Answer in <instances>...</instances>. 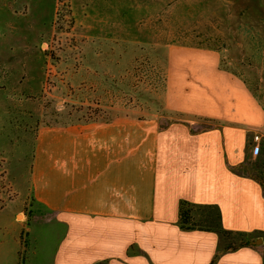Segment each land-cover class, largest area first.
Segmentation results:
<instances>
[{"label":"crops","instance_id":"1","mask_svg":"<svg viewBox=\"0 0 264 264\" xmlns=\"http://www.w3.org/2000/svg\"><path fill=\"white\" fill-rule=\"evenodd\" d=\"M217 1L234 5V15L260 9L264 28V0ZM221 39L169 48L172 115L159 127L125 117L37 127L28 182L46 210L38 219L53 227H30L34 245L24 264H43L39 248L59 229L50 264H264V247L254 242L264 240V184L249 171L264 143V62L258 71L238 61L244 49ZM250 44L260 51L264 37ZM20 198L16 220L26 218L28 196ZM182 199L196 205L195 220L197 210L204 221L216 206L226 229L254 239L225 250L217 231L182 229ZM22 230L10 233L15 245L0 249V264L7 252L22 264Z\"/></svg>","mask_w":264,"mask_h":264},{"label":"rangeland","instance_id":"2","mask_svg":"<svg viewBox=\"0 0 264 264\" xmlns=\"http://www.w3.org/2000/svg\"><path fill=\"white\" fill-rule=\"evenodd\" d=\"M234 14V5L217 0H0L2 251L14 248L13 231L23 229L20 263H27L30 227H53L38 219L46 210L28 182L37 127L81 128L118 117L155 119L161 126L172 115L167 56L178 41H236L244 49L238 61L260 71L264 44L254 51L250 42L264 37L263 13ZM254 155L249 171L264 183V143ZM26 195V218L16 220L14 206ZM196 213L198 226L209 224L204 211ZM60 235L59 229L48 237L36 263L50 264ZM11 258L7 252L2 264Z\"/></svg>","mask_w":264,"mask_h":264},{"label":"trees","instance_id":"3","mask_svg":"<svg viewBox=\"0 0 264 264\" xmlns=\"http://www.w3.org/2000/svg\"><path fill=\"white\" fill-rule=\"evenodd\" d=\"M195 208L196 205L187 200L182 199L180 201L179 224L182 229L200 228L217 231L220 235H222V238H224L225 250H235L241 246L250 244L254 239V235L251 233L242 231L235 232L233 230L226 229L222 224L221 212L216 206H209V208L213 209L215 213L212 215L210 214L204 220L210 223V225L207 227L198 226L194 217Z\"/></svg>","mask_w":264,"mask_h":264},{"label":"water","instance_id":"4","mask_svg":"<svg viewBox=\"0 0 264 264\" xmlns=\"http://www.w3.org/2000/svg\"><path fill=\"white\" fill-rule=\"evenodd\" d=\"M262 241L261 238L257 239L256 241H254L255 243H260Z\"/></svg>","mask_w":264,"mask_h":264},{"label":"built area","instance_id":"5","mask_svg":"<svg viewBox=\"0 0 264 264\" xmlns=\"http://www.w3.org/2000/svg\"><path fill=\"white\" fill-rule=\"evenodd\" d=\"M255 138H256V139H259V136H258V135H256V136H255Z\"/></svg>","mask_w":264,"mask_h":264}]
</instances>
